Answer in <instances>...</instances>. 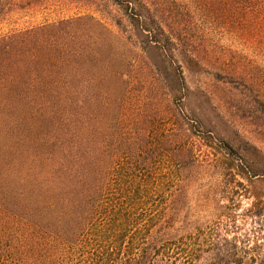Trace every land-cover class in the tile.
<instances>
[{"label": "trees", "instance_id": "trees-1", "mask_svg": "<svg viewBox=\"0 0 264 264\" xmlns=\"http://www.w3.org/2000/svg\"><path fill=\"white\" fill-rule=\"evenodd\" d=\"M99 1L120 17L85 1L45 29L0 34V264H264V193L245 189L250 204L237 209L208 190L206 216H189L193 166L163 130L171 118L198 135L234 188L264 176L262 149L196 114L179 61L209 65L227 86L218 99L242 108L264 143V0ZM215 30L218 54L205 43ZM172 90L182 101L164 108L158 93ZM160 157L177 161L175 182L143 214L128 204L127 172Z\"/></svg>", "mask_w": 264, "mask_h": 264}, {"label": "rangeland", "instance_id": "rangeland-1", "mask_svg": "<svg viewBox=\"0 0 264 264\" xmlns=\"http://www.w3.org/2000/svg\"><path fill=\"white\" fill-rule=\"evenodd\" d=\"M85 1L90 2L93 6L91 9H94L99 17L104 20H108L106 18H110L113 15L120 17V12L111 4L107 6L103 1L99 0ZM85 1L0 0V34L45 29L52 20L82 13L86 8L90 9L88 5H85ZM122 22L125 23L124 20ZM222 32L223 30H215L205 39L206 45L216 54L222 50L226 43ZM123 33L125 39L134 44V46L148 49V45L143 39H138L131 33L130 27H126V31H123ZM150 55L154 56L152 52H150ZM179 61L189 88L188 100L191 107L196 108V114L206 122H211V125L219 126L225 138L233 140L239 135L264 151V143L259 139L257 131H255L256 124L253 119L247 118L246 113L242 111V108L239 109V107L235 106V103L219 100L222 93L227 90V86L215 81L213 69L209 65L192 64L182 57H179ZM159 67L161 68L162 77L166 76L162 66L160 65ZM158 95L162 99L164 108L168 103V108L173 107V104L179 105L184 96L179 95L174 90L170 93L159 91ZM242 107H245L244 104H242ZM163 130L171 136V142L168 144L171 151L182 150L183 154L188 152V157L187 155L183 156V167L186 169L189 166H193L192 169L186 172L191 179L195 180L191 187L192 199L187 203L188 206L186 207L188 208L189 216H206L204 213L207 207L205 202H203V196L208 190L227 196L228 200L221 203L237 209L247 208L250 204V199L242 196L245 193V189L246 193L251 190L264 193V176L255 177L251 185L244 184L239 189L234 188L231 185L232 183L228 184L229 181L233 180L231 179L232 176L229 174L226 176L222 175V167L219 160H217L215 150L202 144L198 139V135L185 130L180 124L173 125L171 118L166 119ZM174 162L177 161H174L173 158L160 157L156 159L157 165L153 164L152 169L132 166L131 170L127 172L131 180L130 191L133 194L128 204L143 214L164 204L168 198V188L172 187L175 182L171 178V174L174 171L171 164L173 165ZM147 178L151 179L139 183V181ZM235 189H238L237 194ZM230 191H233L234 194L230 195L228 193ZM211 220L214 222L217 218H212ZM246 226L250 230L254 228L250 221L246 223ZM101 246V243L96 242L89 251L95 252ZM85 251L87 250L82 252Z\"/></svg>", "mask_w": 264, "mask_h": 264}]
</instances>
